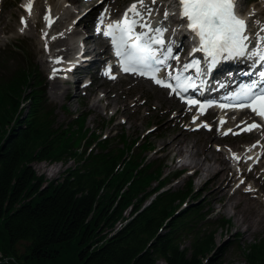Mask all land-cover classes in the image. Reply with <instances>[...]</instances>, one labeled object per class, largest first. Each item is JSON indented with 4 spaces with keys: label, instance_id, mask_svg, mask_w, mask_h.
Returning a JSON list of instances; mask_svg holds the SVG:
<instances>
[{
    "label": "trees",
    "instance_id": "1",
    "mask_svg": "<svg viewBox=\"0 0 264 264\" xmlns=\"http://www.w3.org/2000/svg\"><path fill=\"white\" fill-rule=\"evenodd\" d=\"M14 48L22 61L0 71V264H215L214 211L194 183L168 189L153 145L116 146L87 113L60 123L40 66ZM71 159L62 182L35 167ZM243 251L264 264V239Z\"/></svg>",
    "mask_w": 264,
    "mask_h": 264
},
{
    "label": "rangeland",
    "instance_id": "2",
    "mask_svg": "<svg viewBox=\"0 0 264 264\" xmlns=\"http://www.w3.org/2000/svg\"><path fill=\"white\" fill-rule=\"evenodd\" d=\"M24 1L25 0H5V2L0 5V22H2L3 25H8L6 31H0V71L6 68H14L18 62L20 63L22 61L18 54H16L17 50L14 48V45L27 47L31 56L34 58V62L38 63L43 72V76L46 77L48 94L52 102L58 107L60 123L70 124L73 118L78 114L88 113V127L94 131L101 132L104 136L110 135L116 146L123 145L125 135L130 142L139 140L142 145L146 143L153 145L150 151L151 158L162 159L168 164V175L170 176V183L167 185L168 189H183L193 182L196 190L203 195V201L208 206V209L214 211L215 225L213 230L215 232L213 233L217 242L216 250L213 252L215 264H250L243 248L248 247L260 239H264V221L259 230L247 233L249 222L258 216H264V159L261 161L263 166L257 169H254L256 166L254 163L249 164L246 172L240 175L234 184L236 189L240 188L242 190L240 191L243 193L244 201L253 205L252 211H248L246 214L242 213L241 209L226 211L225 206L228 203V199L220 201L212 198L213 185L215 182H212L210 173L206 172L203 176L200 175V177L193 169L184 167L186 162H196V159H194L190 153L195 152L197 145H205L208 141L207 134L210 130L228 132V130L231 129L232 132H234L233 128L224 127V125L221 124L220 114L215 113L213 110H208L204 112V114H200L197 110L183 105L180 100L174 101L172 104L167 101L164 105L158 99L159 94L162 92L159 86H157V88L155 87V89H153L150 84L144 87L135 86V79L130 76L123 77L124 81L118 83V86L114 85L112 81H109V84H107L105 88L101 86V82H99L100 79H97V83L92 87L87 88L85 86L86 80L84 79L85 81L81 85L83 86V95L78 96L77 94L80 89L79 84L72 83L70 85L65 80L67 77H72L70 71L67 70L65 61L57 66L59 69H64L65 72L61 73L58 71L55 76L53 75L54 67L47 65L46 60L54 58L52 48L48 46L45 35L47 31V12L36 5L34 17L30 18L23 7ZM32 1L34 2L36 0ZM113 1L115 2V12H110L111 7H105L101 11V14L105 13L107 9L111 16H119L129 0ZM159 1L158 7L170 0ZM46 5H51L53 10L57 12L58 10L59 12L62 11L60 8L62 5H67L74 10L83 7V12L90 9V4H84L83 0L74 5L68 0H54L53 3H51L50 0H41V6ZM152 8L154 12L157 11L156 7ZM240 8L251 17L252 27L257 32L259 27L257 22L264 23V0H255L254 2H252V0H241ZM159 11H163L162 7H159ZM79 16L78 14L77 17L79 18ZM22 18L27 20V27L24 28L23 32L20 31V28L23 27L21 23ZM39 19H41V25L36 26V21ZM75 22L74 19L71 20L70 18L64 25V28L67 30L71 29ZM174 25H176V23H174ZM84 32L83 35L76 34L75 31L72 32L68 38L70 45L77 46L80 44L79 41L81 37L96 36L97 30H95V28H88ZM54 37H58V33H56ZM97 46L99 50H103L106 46L109 47V44L108 41L107 43L103 41L101 44L97 43ZM66 47L67 46H62L61 48L65 49ZM77 50V48L70 50L66 58L73 57ZM185 50L186 47L183 45L182 50L179 52L184 53ZM105 54L106 56L101 54L94 58L103 60L110 55V53ZM4 56L7 57L4 59ZM60 58L64 59V57ZM96 73L97 71H94L89 77L96 79ZM54 82L59 87L57 94L51 90ZM132 87H134L133 91L135 92L134 101L140 99L141 105L143 104L142 109L138 108L134 115L119 114L118 106L114 104L111 106L110 102H112V100H119V102H121L120 99L124 98V96H122L123 90H129ZM111 88L116 89L115 97L117 96V98L107 99L105 93ZM66 89L69 90L68 93ZM164 91L171 94L168 89ZM125 92V94H129V91ZM183 108H185L184 112L180 110ZM158 109L162 112H158ZM166 109L170 110L168 114L164 113ZM180 115L182 121L179 119ZM197 116L199 118L193 122V118ZM245 116L246 115L243 116V120ZM135 119L141 124L140 131L134 129ZM205 124L209 127H204L203 125ZM184 126L190 130L187 139L190 144L189 150L191 151L188 155L183 157L179 156L177 152L164 149L163 143L169 140L171 134L183 133L185 129ZM153 132H156V135L153 137L150 136V140L148 136ZM236 132L242 133L241 129ZM254 144H257V142H254L249 137L241 138L236 141L230 140L225 144L215 142L217 148L225 149L226 153L231 156L234 151L239 150V146H253ZM253 150L255 151V155L262 152L264 153V144L259 143ZM232 159L234 160V166L238 169L239 166L236 160L234 158ZM259 160L260 159H258L257 162ZM66 163L52 165L51 163L39 162L35 167L40 175L46 177L48 182H62L65 180V174L68 172L69 168L78 167L79 165L74 159ZM178 172H182L183 174L175 178V173ZM185 206L186 203L180 210ZM224 218L230 219L232 222L223 225L221 219ZM192 237L193 236L187 237L184 244L193 250L194 239H192ZM158 264L168 263L166 260H160Z\"/></svg>",
    "mask_w": 264,
    "mask_h": 264
},
{
    "label": "snow or ice",
    "instance_id": "3",
    "mask_svg": "<svg viewBox=\"0 0 264 264\" xmlns=\"http://www.w3.org/2000/svg\"><path fill=\"white\" fill-rule=\"evenodd\" d=\"M158 2L159 0H135L119 20L111 23H105L109 18L107 9L98 17L97 32L110 39L121 70L152 79L157 85L170 89L181 100H186L183 93L199 90L206 83L210 71L223 63H248L250 70L242 74L252 76L255 73L258 80L238 83L231 95L226 97L231 102L221 104L220 107H247L264 119V71L255 72L257 66L264 67V23L257 22L258 31L252 33L248 21L239 14L241 0H174V10H165L161 20L154 23L157 13L152 5ZM25 7L31 15V0ZM46 19L51 27L54 20L50 14ZM177 20L180 22L179 28L171 29V24ZM21 23L23 27L20 31L23 32L27 27V20L22 18ZM178 31L190 34L188 38L193 43L189 51L191 59L183 64L180 63L179 55L174 52ZM197 53L201 54L199 58L196 57ZM170 61H175L176 67ZM60 62V59L54 61ZM58 71L60 69L54 68L53 75ZM193 72L194 76L191 74ZM105 74L115 78L111 76L110 65ZM186 103L189 106L199 105L200 114H204L206 107L212 106L203 105L196 99H187ZM198 118L194 117L193 122ZM223 123L225 121H221ZM203 126L209 127L207 124ZM260 127L254 122L241 131L251 132ZM229 133L240 134L229 129L225 135ZM258 144L259 142L252 147H257ZM233 156L240 159L235 154Z\"/></svg>",
    "mask_w": 264,
    "mask_h": 264
},
{
    "label": "bare ground",
    "instance_id": "4",
    "mask_svg": "<svg viewBox=\"0 0 264 264\" xmlns=\"http://www.w3.org/2000/svg\"><path fill=\"white\" fill-rule=\"evenodd\" d=\"M50 1L51 3L54 2V0H50ZM68 1H70V3L74 5V4H77L81 0H68ZM29 2L30 0H25L23 2V7L25 9H26L25 6L29 4ZM83 2L84 4H90V9H88V11L86 10L83 12V7L79 8L78 10H74L68 7L67 5H64V6L62 5L60 7L62 11L59 12L58 10L59 12L58 13L57 11L53 10V7L51 5L41 6V0H36L35 5L33 1H31L32 14L29 15L27 11L28 17L30 18L34 17L35 6L37 5V7H40L42 8L43 11L47 12L46 17H48L50 14V16H52V19L54 20V23L51 25V27H49L48 20H46L47 44L50 48H52L53 57H54L53 59L46 60L47 65L52 66V67L61 65V62L54 63V61L56 59H59L60 57L62 58L64 57V59H66L67 53L73 48L75 49L77 48V46L70 45V43L68 42L69 35L72 32L75 31L76 34L83 35L85 33L84 31L88 28H95V30H97V28L99 27L98 17L100 16L101 11L105 7H112L113 5L114 6L111 8V10L115 11V2L113 0H83ZM159 3L160 1L157 4L152 5V7L158 5ZM129 7L130 5L127 8ZM78 14L80 15L79 18L77 17ZM162 16L163 14L154 16V23L155 21L161 20ZM70 18L71 20L74 19V21L76 22L72 25L71 29L67 30L66 28H64V25L67 23V21ZM77 18H78V22H77ZM39 25H41V19L36 21V26H39ZM7 28H8V25H3L2 22H0V31L1 30L6 31ZM170 28L178 29L179 28L178 23L175 27L170 26ZM56 33H58V37H54ZM178 33L183 34L182 31H178L177 34ZM84 41H85L84 45H82L80 49L82 52H84V55L88 58V60L89 58H92L93 56H97V54H99L100 51H101V54L109 53L110 51V48L108 46H106L103 50H99L97 43L101 44L103 41L107 43L108 41L107 37L100 36L99 33L96 34V36L94 37L93 36L84 37ZM176 44L177 46H179V48L178 49L175 48V51L182 50L183 46L181 44V41L176 39ZM62 46H67V47L64 49V48H61ZM91 60L93 64H92V67L89 69H85L82 65H78L74 69L73 68L70 69L72 71L71 73L72 77L68 79L66 82H68L70 85L72 83L79 84L80 89L77 94L78 96H82L84 92L81 86L83 80L86 79V77L89 76L94 71H97L96 83L98 81L97 79H100L99 82H101V86L104 88L106 87L107 84H109V78L107 79L106 78L107 76L103 75L102 73V70L105 67V62L107 64V61L93 60V58ZM74 61L76 60H72L71 62H74ZM59 72L64 73L65 71L64 69H60ZM128 75L135 79V86L144 87L150 84L153 87V89H155V87L157 88L156 84L153 83L148 78L139 77L138 75H134V74H128ZM111 81L113 82L114 85L118 86V83L120 82L122 83L124 80L118 77L117 79H111ZM58 89H59L58 85L54 82L52 84L51 90L57 94ZM160 89H162L161 90L162 92L159 94L158 99L161 103L165 105V102L167 101H169L171 104L172 102L177 101L176 96L172 94H168L167 92L164 91L166 88H163L160 86ZM133 90H134V87L130 88L129 90L124 89L122 92L123 93L122 96H124V98L120 99L121 102H119V100H112V102H110L111 106H113L112 104L118 106L119 114L134 115V113L136 112L138 108L142 109L143 104L141 105V100L138 99L134 101L135 92ZM115 91L116 89L114 88L107 90L105 93L106 98L107 99L117 98V96L115 97ZM125 91H129V94H125L126 93ZM66 92L68 93L69 90L66 89ZM180 110L184 112L185 108L180 109ZM157 111L162 112L159 109ZM169 112L170 110L166 109V112L164 113L168 114ZM243 115H248V113L243 112L238 116H235V114H232V113L224 115L223 116L225 119V123H224L225 125L223 124L224 127L225 126L231 127L234 129V132H236V130L239 129L238 126H244L243 128H245L247 125H251L253 123L251 121H244L240 125V123L242 122L241 118L243 117ZM179 119L181 120V115ZM134 122H135L134 129L137 131H140L139 129L141 127V124L139 123L137 119H135ZM184 128L185 129L183 133L171 134L169 140L163 143L164 149L177 152L179 156H183V157L188 155V153L191 151L189 150L190 144L187 139V135L190 130H188L187 127L185 126ZM155 135H156V132H153L148 136V138L150 136L153 137ZM247 137L251 138L253 141L259 142L260 144H264V128L261 126L260 128L254 129L251 132H243V133H240L239 135H233V134L225 135V133L223 132L210 130L209 133L207 134L208 141L205 143V145L204 146H202V144L197 145L195 148V152L190 153L191 156L194 159H196V162L194 163L186 162V164L184 165V167L186 168L193 169L195 173L198 174L199 176L200 175L203 176L206 172H209L210 175L212 176V177L210 176L212 178V182L213 181L215 182L213 185L212 198L220 200V201L228 199V203L225 206L226 211L227 210L230 211L232 209H241V212L244 214H246L248 211H252L253 205H251L250 203H246V201H244L245 199L243 198V193L241 192L242 190L240 188L236 189V187H234V184H235L236 179L239 178L240 175L246 172L250 162L244 161L241 163L240 168L235 169L232 165L233 163L232 156L228 155L225 149L217 148L215 145V142L220 143V144H223V143L225 144L227 143V141H230V140L236 141L238 139L247 138ZM211 142H212V145H211ZM238 149L247 150L248 151L247 153L250 156H253L255 152L252 146H250L249 148H247L246 146L245 147L239 146ZM249 149H251V151H249ZM263 159H264V156L261 160ZM261 166H263V164L258 165V167H261ZM263 221H264V216L262 217L258 216L257 218L252 219L249 222V229L247 230V233L259 230Z\"/></svg>",
    "mask_w": 264,
    "mask_h": 264
}]
</instances>
